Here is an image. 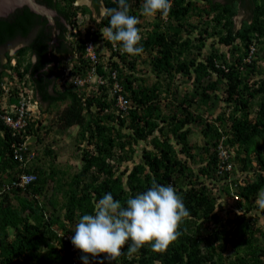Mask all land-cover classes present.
Masks as SVG:
<instances>
[{
  "label": "trees",
  "instance_id": "trees-1",
  "mask_svg": "<svg viewBox=\"0 0 264 264\" xmlns=\"http://www.w3.org/2000/svg\"><path fill=\"white\" fill-rule=\"evenodd\" d=\"M61 2L63 11L77 9ZM143 2L129 0L140 55L103 39L105 11L93 28L77 26L74 46L53 49L56 65L47 70L48 50L23 47L8 57L18 81L0 103V264H83L64 238L79 218L104 194L123 204L153 179L182 196L190 212L182 235L163 253L146 245L128 255L125 247L115 261L100 255L89 264H264V210L255 203L264 197V0H171L167 17L142 15ZM23 99L65 106L50 123L30 114L16 132L1 116L15 117L10 106ZM52 126L74 128L76 166L57 162L45 143ZM22 143L19 161L13 145ZM22 173L35 178L14 185Z\"/></svg>",
  "mask_w": 264,
  "mask_h": 264
},
{
  "label": "clouds",
  "instance_id": "clouds-1",
  "mask_svg": "<svg viewBox=\"0 0 264 264\" xmlns=\"http://www.w3.org/2000/svg\"><path fill=\"white\" fill-rule=\"evenodd\" d=\"M115 2L118 7L106 10L108 26L101 30L102 37L114 46L119 44L123 53L140 55L143 47L140 45L141 30L137 27L139 20L130 14L129 0ZM171 7V0H144L142 15L152 17L160 13L167 17ZM35 60L37 57L34 55ZM15 63L13 57L11 65ZM10 70L8 77L3 78L0 83V91L4 90V93H0L3 107L6 106L3 94L8 90L10 80L18 81V77ZM25 87L28 88V84ZM35 103L36 101H29L30 114L33 116H37V111L40 114L39 108L36 111L32 108ZM14 106L15 104L10 106L13 112ZM235 195L239 198L236 199ZM233 198L234 202L240 201L238 193H234ZM256 204L259 209L264 210V197L258 198ZM189 216L190 212L177 189L172 184H159L153 179L146 191L129 197L123 204L115 200L110 192L104 194L94 204L92 214H84L79 218L71 243L83 253L80 257L83 264H89V257L96 258L101 254H106L107 260L115 261L123 254L125 247L128 255L138 252L146 245L153 252L163 253L182 235L180 225Z\"/></svg>",
  "mask_w": 264,
  "mask_h": 264
},
{
  "label": "water",
  "instance_id": "water-1",
  "mask_svg": "<svg viewBox=\"0 0 264 264\" xmlns=\"http://www.w3.org/2000/svg\"><path fill=\"white\" fill-rule=\"evenodd\" d=\"M66 28L53 0H0V69L6 50L13 44L29 43L46 51L64 39Z\"/></svg>",
  "mask_w": 264,
  "mask_h": 264
},
{
  "label": "flooded vegetation",
  "instance_id": "flooded-vegetation-1",
  "mask_svg": "<svg viewBox=\"0 0 264 264\" xmlns=\"http://www.w3.org/2000/svg\"><path fill=\"white\" fill-rule=\"evenodd\" d=\"M53 1L57 9L62 13L67 23V28L62 31V35L64 39L60 43L55 45L53 48L48 50L47 56L50 62L47 64V66H45L46 70L47 67L56 65V60L54 58L56 56V52H54L53 49L57 47L68 46V44L74 46L78 40L76 39L77 37L73 35L78 31L77 26L80 27L81 30H84L88 26H91L92 28L93 27L92 25L98 22L101 19V16H103L106 11L104 0H98L96 1V3L95 0H74L73 5L77 9L75 8L70 10L64 9L65 11L59 8L58 3H60L62 0H53ZM83 6H86L89 9V12L83 10L82 8ZM23 47L29 48L33 46L30 45L29 43L17 42L6 50L5 61L2 68L0 69V80L5 77L7 78L8 75L11 73V70L8 69L5 65L8 64V61H10L11 64L13 57L10 60H8V57L13 56L17 49ZM32 61H34V55L32 56Z\"/></svg>",
  "mask_w": 264,
  "mask_h": 264
},
{
  "label": "built area",
  "instance_id": "built-area-1",
  "mask_svg": "<svg viewBox=\"0 0 264 264\" xmlns=\"http://www.w3.org/2000/svg\"><path fill=\"white\" fill-rule=\"evenodd\" d=\"M84 46L86 47L87 55L90 56V58L94 59L95 55L93 52L92 42L89 40L85 41ZM92 79L93 77L90 78V76L86 80L76 77L74 81H76L78 85H82L87 80H92ZM96 81L98 83H102L103 80L101 78L96 77ZM24 99L20 102V105L18 107L14 106V113L16 114L15 117H13L12 115L8 113L3 114L1 116L2 119L4 120V123L8 125L11 129L15 130L16 132L19 131L22 127H24V125L27 123L28 116H30L31 109L29 107V100L25 101ZM119 103L121 107H124V100L122 99V97H119ZM13 146H14V150H13L14 158L18 159L19 161H22L23 160L22 152L26 151V145L22 143V144H17ZM34 178L35 176L33 174L22 173L20 174L19 179L17 181H14V185L24 186L25 184L32 181ZM235 198L238 199L239 197L235 195ZM64 238L69 240V245H70L71 250L74 251L76 254H78L79 250L74 248V246L71 243V236L67 235ZM101 255L104 256L106 254H101ZM98 257L93 258L92 260H96ZM75 262H78L76 258H75Z\"/></svg>",
  "mask_w": 264,
  "mask_h": 264
},
{
  "label": "rangeland",
  "instance_id": "rangeland-1",
  "mask_svg": "<svg viewBox=\"0 0 264 264\" xmlns=\"http://www.w3.org/2000/svg\"><path fill=\"white\" fill-rule=\"evenodd\" d=\"M242 13L238 14L235 17V22L237 24V26L240 24V20L242 19ZM93 27L95 26V24L92 25ZM92 27V28H93ZM186 86L183 85L182 89H184ZM65 104H59V106H54L52 108H50L49 111H47V107L46 109H44L40 115H38V111H37V116H39L40 118H45L47 119H51L48 120L49 123L50 121H53L54 118L57 115V110L63 108L64 106H62ZM33 109H36L34 106H32ZM36 111V110H35ZM74 128H70L67 131H56V127L52 126V128H50L49 132L47 135H44V140L45 143L51 142L52 145L55 148V151L57 152V156H56V161L59 163H71L72 165H77L78 162L77 160L72 156V152L74 149V145H73V134H74ZM44 143V142H43ZM37 147H39L40 149L43 148V144H40L39 146L37 145ZM256 203V201H255ZM230 251V250H228Z\"/></svg>",
  "mask_w": 264,
  "mask_h": 264
},
{
  "label": "crops",
  "instance_id": "crops-1",
  "mask_svg": "<svg viewBox=\"0 0 264 264\" xmlns=\"http://www.w3.org/2000/svg\"><path fill=\"white\" fill-rule=\"evenodd\" d=\"M27 77V76H26ZM25 81H27V84H29V79L28 78H25ZM36 109L37 108H39V113L41 114L42 112H44L43 110L44 109H46V107H47V111H48V108L50 107V108H52L51 106H49L48 105V103H43L42 105H39V102H38V100H36V103L35 104H32ZM62 106H64V105H62ZM35 109V110H36ZM39 114V115H40Z\"/></svg>",
  "mask_w": 264,
  "mask_h": 264
}]
</instances>
